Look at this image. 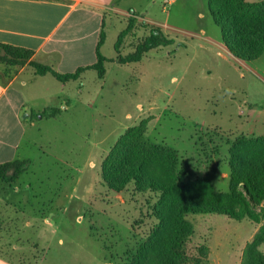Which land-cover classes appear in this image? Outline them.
Returning <instances> with one entry per match:
<instances>
[{"label":"rangeland","instance_id":"obj_1","mask_svg":"<svg viewBox=\"0 0 264 264\" xmlns=\"http://www.w3.org/2000/svg\"><path fill=\"white\" fill-rule=\"evenodd\" d=\"M208 1L152 2L148 18H136L121 54L131 53L149 35L150 26L161 27L174 43L149 51L140 63L107 62L105 82L94 69L66 88L51 75L54 84L31 80L32 67L22 76L27 113L31 105L44 104L51 105L45 109L61 108V113L28 123L15 156L28 159V169L12 184L0 182L19 188L6 196L20 204L22 223H29L18 234L20 251L9 245L17 242L0 236L4 255L27 264H117L110 261L101 237L114 244L119 264H124L122 251L132 240L134 222L142 217L139 208L148 214L147 201L156 198L150 192L136 193L133 186L112 191L103 181L102 163L121 135L140 124L152 143L177 153L185 180L205 179L216 191L229 192L235 144L264 140V50L255 61H245L226 45L218 47L222 33ZM147 2L125 0L120 6L142 9ZM130 17L129 11L106 17L102 51L108 58L118 56L115 42ZM46 90L51 95L43 98ZM239 190L244 194L242 185ZM13 209L7 211L10 217L16 215ZM192 222L189 252H207L198 264H254L249 249L264 220L208 214L195 215ZM144 223L135 224L139 236H146L155 220L147 216ZM251 251L264 254V244Z\"/></svg>","mask_w":264,"mask_h":264},{"label":"trees","instance_id":"obj_2","mask_svg":"<svg viewBox=\"0 0 264 264\" xmlns=\"http://www.w3.org/2000/svg\"><path fill=\"white\" fill-rule=\"evenodd\" d=\"M208 5L229 51L245 61L257 59L264 50V0H209ZM131 14L134 15V12L131 11ZM135 25L136 18L132 16L117 37L115 50L118 56L114 59L108 58L102 51L107 36L103 24L96 46V62L80 66L73 72H59L53 65L36 60L33 50L8 43H0V65L8 77L16 74L21 67L30 66L37 75L50 74L63 83L78 80L89 69L96 70L98 78L104 80L107 62H139L149 51L174 43V39L161 27L150 26L149 35L136 44L131 53L122 55L125 38ZM60 113L61 108L51 107L37 112L35 116L37 119L55 118ZM230 162L229 192L216 191L208 180H185L178 170L177 153L163 144L152 143L145 135L142 124L127 129L102 163L103 181L116 193L133 186L136 193L150 192L156 199H148V214H144L143 207L139 208L142 217L134 222L132 240L122 251L124 264L200 263V257L206 256L207 252L203 248H198L200 256L189 252V241L194 233L192 218L195 215L219 214L234 219L247 217L257 223L263 221L264 205L259 210L256 207L264 201V140L235 144ZM29 163V160L22 159L1 163L0 182H16L27 171ZM239 185H242L244 194ZM147 216L155 223L146 236L140 237L134 232L135 224L144 225ZM95 235L99 236L96 230ZM99 239L110 251V261L119 264L120 254L115 253L114 244L110 245L101 237ZM256 244H264V226L256 234L254 246L249 249L254 264H264L262 252L252 254L251 249Z\"/></svg>","mask_w":264,"mask_h":264},{"label":"crops","instance_id":"obj_3","mask_svg":"<svg viewBox=\"0 0 264 264\" xmlns=\"http://www.w3.org/2000/svg\"><path fill=\"white\" fill-rule=\"evenodd\" d=\"M124 1L0 0V43L29 48L34 51L33 56L39 62L53 65L59 72H73L80 66L96 62V46L103 24L106 29V17L113 18L116 15L120 16L133 11L134 15H131L135 18H148L146 13L149 12V7L155 0H148L147 5L142 9L131 5L122 8L120 3ZM220 44L225 45L222 40L218 39L216 45ZM125 46L123 44L122 48ZM30 68V66L21 67L11 77L6 76L3 68H0V164L19 159L15 156L25 137L28 123L34 125L37 119H34L32 115L51 106L50 104L40 107L38 105L34 109L31 105L27 113L26 81L22 76L30 73ZM48 75L50 74L39 76L34 72V77L30 75V79L34 81L46 79L44 80L46 84H54L49 80ZM83 75L84 73L81 78ZM70 81L60 82L61 87L66 88ZM50 95L46 90L41 96L47 98ZM64 110H67V106H64ZM18 189L17 186H0V236L3 239L17 242L12 243L13 245L9 243L14 251L21 249L22 238L18 234L29 224L26 220L22 223L23 210L20 204H15L6 196L10 190L17 191ZM11 208L15 210L14 217H10L7 213ZM0 264H27V262L7 257L0 251Z\"/></svg>","mask_w":264,"mask_h":264}]
</instances>
